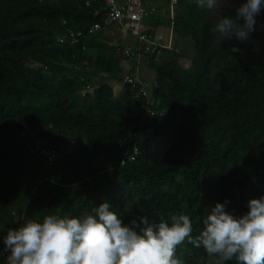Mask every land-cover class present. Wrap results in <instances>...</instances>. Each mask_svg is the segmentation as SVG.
I'll use <instances>...</instances> for the list:
<instances>
[{
	"label": "trees",
	"instance_id": "obj_1",
	"mask_svg": "<svg viewBox=\"0 0 264 264\" xmlns=\"http://www.w3.org/2000/svg\"><path fill=\"white\" fill-rule=\"evenodd\" d=\"M86 1L0 0V237L46 215L81 217L104 201L129 226L141 217L170 225L172 217L188 215L194 236L216 203L236 216L246 213L247 202L264 195V9L247 41L223 40L201 17L194 21L187 68L173 50L164 52L160 66L151 65L154 127L148 130L143 102L131 97L128 85L119 93L112 87L121 82L125 60L114 45L99 33L55 45L66 29L84 30L99 20L97 4ZM235 6L221 18L234 16ZM196 8L183 0L174 19L149 22L185 36L182 19ZM34 29L42 33L26 36ZM85 59L94 71L78 68ZM38 140L41 148L58 150L51 165L31 151ZM134 144V159L121 164ZM181 248L201 250L187 241ZM203 257L202 264H215Z\"/></svg>",
	"mask_w": 264,
	"mask_h": 264
},
{
	"label": "clouds",
	"instance_id": "obj_2",
	"mask_svg": "<svg viewBox=\"0 0 264 264\" xmlns=\"http://www.w3.org/2000/svg\"><path fill=\"white\" fill-rule=\"evenodd\" d=\"M221 3L196 0L198 8L207 10ZM262 9L264 0H239L235 15L223 16L211 31L223 40L247 41ZM247 208L236 216L226 203H216L194 236L188 215L172 217L170 225L141 217L129 226L104 201L81 217L46 215L42 222L30 219L8 228L0 237V257L4 264H183L176 248L187 241L203 247L215 264L233 258L241 264H264V195L250 199Z\"/></svg>",
	"mask_w": 264,
	"mask_h": 264
},
{
	"label": "built area",
	"instance_id": "obj_3",
	"mask_svg": "<svg viewBox=\"0 0 264 264\" xmlns=\"http://www.w3.org/2000/svg\"><path fill=\"white\" fill-rule=\"evenodd\" d=\"M183 0H169V5L174 7ZM195 3L196 0H188ZM91 3H96L97 8L94 10V16L99 17V20L91 23L84 30L70 31L69 41L71 44H77L80 41L93 36L100 32L105 26L118 24L126 29L136 38V43L132 45H124L121 48L120 55L129 64L128 72L122 76V84L128 85L133 90L137 97L143 102L144 108L143 119H146L150 113H153V104L149 92L151 91V84L145 80L139 72V65L144 58L157 59L165 51L173 50L178 52V48L170 42H163L156 40L152 35L140 31V24L144 18L149 15L161 14L158 9H146L143 5V0H87L86 6ZM91 89L86 86V90ZM163 111H159V115H163ZM147 115V116H146ZM143 122L139 124L142 127ZM138 136V133L135 134ZM127 137H124L125 140ZM133 145L130 153H124L121 164L126 161H132L137 154L138 149ZM37 155L45 159L47 165H51L56 159L58 150L54 148H41L40 144L36 146ZM3 257H0V259Z\"/></svg>",
	"mask_w": 264,
	"mask_h": 264
},
{
	"label": "rangeland",
	"instance_id": "obj_4",
	"mask_svg": "<svg viewBox=\"0 0 264 264\" xmlns=\"http://www.w3.org/2000/svg\"><path fill=\"white\" fill-rule=\"evenodd\" d=\"M164 2H165V0H144L146 8H149V9L151 7H153V6H156L157 4L160 5V7H163L161 4H163ZM43 3L46 6H50V5L54 4L53 0H43ZM237 3H238V0H236V3H233L232 0H222L221 6L218 9H216V10H207V9H201V8L197 7L192 14L189 13L187 16H184V18L182 19L183 26H182L181 31L185 35L183 37L186 38V41H188L189 46H192L193 52H194V46H195V42L192 39V37H193L192 33L194 32V28H195L194 21L195 20H199L201 17H204V23L205 24L214 25V24H216L219 21V19H221V14H222V12L224 11L225 8L234 7ZM162 12L164 13L163 15H169V16L173 17L172 19H174L175 12H176V5L174 7H170V10H169L168 14H167L166 10L162 9ZM62 23L65 24L66 22L62 21ZM70 31H72V30L71 29H66V31L63 34L56 35L55 38H54L55 45L56 46H61L63 44H68L69 34H70L69 32ZM41 33H42L41 30L36 29L35 32L30 31V33L26 34V36L32 35L34 37H37ZM194 37H195V41L199 40L198 33H195ZM69 45H73V44H71L69 42ZM253 52H255L256 55H259L262 52V47L259 44L256 43L253 46ZM190 53L192 54V51ZM178 54H179V51H178ZM180 54L184 55L182 50L180 51ZM161 60H162V55L160 57H158L157 59L144 58L143 61L141 62V64L139 65L138 69H139L140 75L142 77L146 76L145 80H147L152 85H154V82H155V73H154L153 69L151 68V65L160 66L162 64ZM179 62L185 68H187L189 66V60L188 59H186L184 61L182 59H180ZM143 63L147 64V71H145V74H144V72L141 73L142 67H140V66ZM82 64H83L82 66L78 67L79 69H85L87 71H91V70L94 71L95 70L93 64L88 62L87 59H85ZM127 70H129V68L124 69L121 72L120 79L122 78V76L124 75L125 72H128ZM149 73L151 74V77L154 76V80H151L152 78L151 77L149 78L147 76V75H149ZM121 82H122V80H121ZM121 82H117L116 84H114L115 86L117 85L116 87L113 88V89H115L116 92H118V90L119 91L123 90L122 88L125 85H123ZM170 82H171L170 80L164 81V84H165L164 86L167 87ZM128 88L133 93L131 95V97L133 99H135V100H139V98L137 97L136 93L133 90H131L130 87H128ZM149 94H150V97H151V91L149 92ZM147 118H148V123H149V129L148 130H150V129H152L154 127V124H152L150 122L149 116ZM143 137H146V134H144ZM37 144H40L41 146H44V143L42 141H39V140H38ZM30 149L34 153V155L36 157H38L36 152H35L36 151V147L35 146L33 147V145H32V147ZM71 188H72L73 193H77L78 192L79 187L77 186V184L73 185ZM6 229L4 230V233H5L4 235H6V232H5ZM199 249H201L199 253L188 252L184 248L176 249V251H179L180 253H182L184 255V257L181 259L180 254L178 253V254H176V257L178 259H180L183 262V264H202L201 263L202 262L201 254L204 256L202 258L203 260L205 259V255H207V254L204 252L202 247H200ZM0 261H2V263L4 264V257L1 258Z\"/></svg>",
	"mask_w": 264,
	"mask_h": 264
},
{
	"label": "crops",
	"instance_id": "obj_5",
	"mask_svg": "<svg viewBox=\"0 0 264 264\" xmlns=\"http://www.w3.org/2000/svg\"><path fill=\"white\" fill-rule=\"evenodd\" d=\"M143 5L146 8L144 0H143ZM161 5L163 7H160V5H158V4L156 6L151 7V8L158 9L161 14L149 15L146 18H144L143 22L140 24V31L152 35V37L155 38L156 40H161L163 42L172 43L175 47L178 48L179 54H180L181 50L184 53V55L180 54L179 60L182 59L184 61V60L188 59L189 64H190V58L193 54V50H192V46H189L188 41H186V38H184L183 36H177L176 33L174 32V30L170 26L152 27L151 22H149L151 17L162 16L164 14L162 12V9L166 10L167 14L169 13V10L171 7L169 5V0H165V2ZM146 9H149V8H146ZM163 16L172 19V17L169 15H163ZM98 33L101 35V37L108 44L114 45L116 47V52H117V54H119V56H120L121 48L124 45H132V44L136 43V38L129 32V30L118 25V24L107 25ZM191 51H192V54L190 53ZM122 65L124 66V69L129 68V64L126 60L122 61ZM140 67H142L141 73L144 72V74H145V71H147V64L143 63ZM147 76L150 78L151 74L149 73V75H147ZM143 77L145 79L146 76H143ZM151 78H152L151 80H154V76ZM114 84H116V83L113 82V84H112L113 88L117 86V85L115 86ZM114 91H115V89H114ZM119 92H120L119 90H118V92L115 91V93H119Z\"/></svg>",
	"mask_w": 264,
	"mask_h": 264
},
{
	"label": "water",
	"instance_id": "obj_6",
	"mask_svg": "<svg viewBox=\"0 0 264 264\" xmlns=\"http://www.w3.org/2000/svg\"><path fill=\"white\" fill-rule=\"evenodd\" d=\"M121 58V56H118V59H120Z\"/></svg>",
	"mask_w": 264,
	"mask_h": 264
}]
</instances>
